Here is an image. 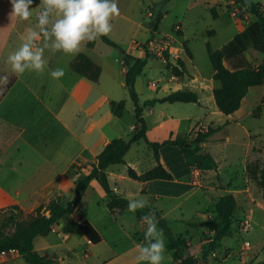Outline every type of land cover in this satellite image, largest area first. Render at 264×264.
I'll return each instance as SVG.
<instances>
[{
	"label": "rangeland",
	"instance_id": "374dc122",
	"mask_svg": "<svg viewBox=\"0 0 264 264\" xmlns=\"http://www.w3.org/2000/svg\"><path fill=\"white\" fill-rule=\"evenodd\" d=\"M229 1L118 0L119 14L112 18V30L108 34L116 45L106 43L99 37L94 47H88L85 42L74 55L46 51L45 58L49 68L40 72V78L47 90L41 87L37 89L45 98L56 89L55 97L60 101L73 92V96L81 103L87 100L84 105L101 92L112 100H126L123 115L114 121L118 127H122L121 136L129 138L136 116L134 102L125 85L124 54L138 52L139 47L153 37L167 40L172 59L176 61L180 57L186 62L189 79L187 75L173 79V73L166 66L165 57L158 55L160 51L154 46L151 50L153 58L138 76L136 89L143 105L145 101L163 97L172 90L184 86L188 88L191 77L197 76L199 80H194V83L206 86L205 92L199 90L201 102H157L153 107H144L143 113L150 140L162 141L170 137L187 139L186 144L192 145L186 146L189 150L185 156L195 167L202 170L196 179L200 182L193 185L188 192L177 197L163 196L155 202L156 206L159 204V208L163 209L162 214L170 231L176 236L189 239L190 247L185 250L184 257L193 260L195 264H254L264 261V187L261 184L264 168V84L250 88L241 110L236 114L221 112L214 101L213 93L210 100H207L212 82L215 86L220 84L212 78L213 68L208 43L214 49L221 48L254 18L251 12ZM254 1L264 6V0ZM214 7L217 8L218 15H215ZM160 16L162 18L159 27L155 30ZM36 17L32 14L29 20L19 24L17 28L26 31L27 28L35 27ZM177 24L180 28H177ZM179 31L183 34L180 35ZM211 31L215 33L211 34ZM21 42V36L15 35L7 45L4 43L2 48L6 60ZM186 42L192 57H189L185 49ZM80 52L87 53L103 67L99 83L72 71L70 62ZM7 64L10 65L8 62ZM57 67L65 69L64 76L60 78L65 84L64 87L57 85V80L49 74ZM108 115H111V110ZM81 118L85 119L84 113H81ZM106 119L107 117L104 118ZM219 125L222 126L220 130L205 145L202 143L200 149L193 146L192 141L200 132ZM190 128L193 130L190 131ZM170 157L173 163L179 162L174 152L170 153ZM125 159L140 170H147L156 164L154 150L145 140L132 144ZM115 168L125 169V164H117ZM118 184L122 188L128 186L125 181H119ZM227 193L235 194L238 201L230 235L218 239L207 226L191 225L212 217L217 201ZM5 214L7 212H2L0 219ZM135 215L136 211L127 212L125 221L133 223L136 221ZM73 217L75 216L64 220L65 232L71 234L70 239L66 245L57 246L54 254L63 258L60 264H97L100 257L110 254V241L90 247ZM247 219L250 221L248 231L242 229V222ZM142 227L144 230L141 232L138 227H131L132 236L135 237L137 233L144 236L147 226L144 224ZM157 228L162 232L166 243L162 264H174L173 253L167 247L168 237L158 221ZM121 238L120 246H125L131 259L136 258L138 250L134 247V240ZM41 244L42 238L38 237L36 246ZM87 252L90 253L88 257L85 256ZM21 264L27 263L23 261Z\"/></svg>",
	"mask_w": 264,
	"mask_h": 264
},
{
	"label": "crops",
	"instance_id": "0c3cea01",
	"mask_svg": "<svg viewBox=\"0 0 264 264\" xmlns=\"http://www.w3.org/2000/svg\"><path fill=\"white\" fill-rule=\"evenodd\" d=\"M39 3L40 0H34L33 15L39 14L41 10L37 7ZM11 10L10 0H0V77H7L6 81L0 80V92L5 89L10 78L15 77L13 84L6 89L0 99V209L18 205L26 213H30L54 199L63 204L70 200L74 196L76 180L85 176L92 165L97 163L98 154L108 142L122 137V127L120 125L118 127L117 122L114 121L119 116L113 114L112 99L104 92L95 96L86 105L84 103L87 100L81 103L73 96V92L67 98L57 100L56 89L53 94L45 98L41 96V92H37L39 87L47 90L44 81L40 78V73L34 71H26L23 74L13 73L11 65L7 64L2 47L4 43L7 45L13 36L22 37L25 30L17 28L24 21L15 17L11 20ZM244 28L245 26L241 27L239 32ZM141 53L139 49L133 54L140 55ZM45 68L49 66L46 64ZM102 75L103 72L97 83L100 82ZM185 75L188 76V73ZM177 77L182 76L174 74L172 76L173 79ZM197 79V76L191 77L188 88L184 86L177 90H194L199 95L198 102H201L199 90L205 92L206 86L195 84L194 80ZM56 80L57 85L65 86L60 78ZM215 87L217 86L212 82L210 96H207V100H210L211 93L214 97ZM241 107L233 114L238 113ZM109 110H111V115H108ZM72 113L75 114L72 115ZM81 113L85 115L84 120L81 118ZM105 117H107L106 120H104ZM133 127L134 124L131 126L132 130ZM192 130L193 128H190V131ZM113 132L116 134H112ZM211 137L212 135L209 138ZM159 152L161 162L174 176L171 180L154 179L144 183L142 180L134 179L127 174L129 166L139 174L150 168L140 170L135 164L128 162L124 163L125 169H116V164L110 166L108 172L112 187L117 194L134 199L139 196L145 186L151 195L150 204L162 214L163 209L159 208V204L156 206L155 202L157 203L163 196L177 197L188 192L193 185L200 182L196 179L199 178L202 170L187 160L185 156L187 154L183 153L180 146L167 144L160 148ZM171 152L177 154L178 163H173L170 159ZM119 181H125L128 186L122 188L118 184ZM109 200V195L99 182L95 179L91 180L77 210L62 217L48 234L38 236L42 238V244L36 246L37 237L35 248L47 257L56 259L57 264H60L63 258L57 257L54 249L60 244L66 245L70 239L71 234L65 232L64 220L75 216L73 219L77 225L80 219L87 218L102 235L101 242L110 241V254L103 258L100 257L97 264H136V258L131 259L125 246L123 244L120 246L121 237L133 239L134 247H136L137 244L142 243L136 237L142 236L136 232L137 234L133 237L130 229L138 227V231L141 232L144 230L142 225L146 223L137 212L134 217L136 221L133 223L125 221V214L129 211L115 217L108 207ZM82 236L90 247H94L95 244L84 232ZM136 249L138 250L137 247ZM89 255L88 252L85 254L86 257ZM23 261L18 251L0 254V264H21Z\"/></svg>",
	"mask_w": 264,
	"mask_h": 264
},
{
	"label": "trees",
	"instance_id": "16d2710c",
	"mask_svg": "<svg viewBox=\"0 0 264 264\" xmlns=\"http://www.w3.org/2000/svg\"><path fill=\"white\" fill-rule=\"evenodd\" d=\"M233 3L241 8L251 12L254 19L251 20L243 30L238 32L221 48L214 49L208 43V53L213 68V79L219 81V86L214 88V97L219 110L225 114H232L238 110L243 99L248 94L250 88L256 85L264 84V7L260 2L254 0H233ZM215 15H218L216 7L213 8ZM162 16L157 20L155 30L158 29ZM180 35L183 34L179 31ZM214 34L215 31H211ZM153 37V35H152ZM102 39L109 44L116 45L108 35L102 36ZM151 38L140 47V55L126 52L124 54L123 64L126 67L125 85L135 105L136 120L129 138L117 137L112 139L97 156V163L92 165L89 172L75 182L74 196L65 204L51 200L46 205H41L35 211L26 213L18 205H12L4 209L7 212L0 219V254H9L12 251H18L20 257L27 264H57L54 258L47 257L35 248V239L40 235L48 234L52 231L62 217L72 214L89 187L91 180L99 182L110 200L108 207L111 213L118 217L128 211L127 205L130 198L120 196L115 192L109 178V167L116 164L125 163V156L130 150L132 144L145 140L154 150L156 164L149 170L139 174L133 167L129 166L127 174L147 183L154 179L171 180L174 178L172 172L160 160V148L167 144L180 146L183 153L188 152L186 147L187 139L166 138L162 141H152L148 138V125L144 117V107L154 106L157 102H198L199 95L196 91L190 89H179L172 91L162 98H154L140 103V96L136 89V80L140 76L147 63L153 58V52L150 50L149 43ZM96 40L87 42L88 47H94ZM185 49L192 57L193 54L187 44ZM167 68L175 76H183L188 73V68L184 59L178 57L174 61L171 57L170 49L164 51ZM71 69L77 74L88 80L98 82L103 72L102 66L85 52L78 53L70 62ZM15 77L12 76L7 82L5 89L0 92V99L5 94ZM126 107V100H112L111 110L114 115L122 116ZM222 126L209 127L207 131L200 132L192 141L193 146L201 148V144L206 142L211 135L220 130ZM261 184L264 187V168L262 169ZM149 193L144 186L139 196L134 199L143 198L146 206L137 209L139 217L154 215L168 237V250L172 251L174 264H195L193 260L184 257V252L188 249L189 239L184 236L174 235L168 228L162 214L150 204ZM264 197V192H263ZM237 198L233 193H227L219 198L216 203V209L212 217L203 221L191 223L194 227L207 226L218 239H222L232 233L233 216L237 208ZM78 226L86 234L89 240L97 244L102 241V235L96 227L87 219L82 218ZM139 242H144V236L136 237ZM254 264H264V261H257Z\"/></svg>",
	"mask_w": 264,
	"mask_h": 264
},
{
	"label": "clouds",
	"instance_id": "9594fccd",
	"mask_svg": "<svg viewBox=\"0 0 264 264\" xmlns=\"http://www.w3.org/2000/svg\"><path fill=\"white\" fill-rule=\"evenodd\" d=\"M10 3L11 20L15 17L27 21L32 17L34 0H10ZM37 7L41 10L36 26L26 29L19 47L7 57L13 73L43 72L47 64L46 51L74 55L83 43L108 35L112 30V18L119 14L118 0H40ZM49 74L59 79L64 76L65 69L57 67ZM0 80L6 81L7 77H0ZM145 206L143 198L130 199L127 209L135 212ZM141 219L147 227L144 242L136 245L139 250L136 260L138 264H162L166 243L157 228V220L151 214Z\"/></svg>",
	"mask_w": 264,
	"mask_h": 264
},
{
	"label": "built area",
	"instance_id": "2783aa9c",
	"mask_svg": "<svg viewBox=\"0 0 264 264\" xmlns=\"http://www.w3.org/2000/svg\"><path fill=\"white\" fill-rule=\"evenodd\" d=\"M177 28H180V25L177 24ZM169 43L167 42L166 39H158L157 37H153V39L150 41V50H153L157 46L158 50V55L164 56V51L169 49ZM171 51V50H170ZM165 57V56H164ZM250 226V221L247 219L242 222V229L248 231Z\"/></svg>",
	"mask_w": 264,
	"mask_h": 264
},
{
	"label": "water",
	"instance_id": "95a60500",
	"mask_svg": "<svg viewBox=\"0 0 264 264\" xmlns=\"http://www.w3.org/2000/svg\"><path fill=\"white\" fill-rule=\"evenodd\" d=\"M192 145V143H187L186 146Z\"/></svg>",
	"mask_w": 264,
	"mask_h": 264
}]
</instances>
